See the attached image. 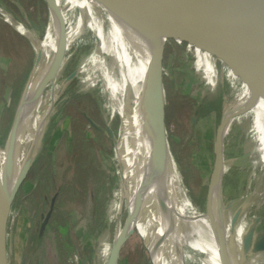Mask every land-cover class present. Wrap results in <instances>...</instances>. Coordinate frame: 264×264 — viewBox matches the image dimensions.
Segmentation results:
<instances>
[{
  "label": "bare ground",
  "instance_id": "bare-ground-1",
  "mask_svg": "<svg viewBox=\"0 0 264 264\" xmlns=\"http://www.w3.org/2000/svg\"><path fill=\"white\" fill-rule=\"evenodd\" d=\"M44 1L48 17L43 18V13L39 15V25L28 17L27 10L37 13L40 5L37 0H0V19L26 40L34 57L41 48L47 53L37 113L48 117L49 124L53 123L57 114L50 98H46L51 94L52 101L55 94L60 97L68 90L93 104L128 161L123 175L133 183L138 226L133 225L138 234L142 233L149 241L160 264H208L213 238L205 212L206 195L200 208L194 211L178 155H174L175 163L166 158V153H171L166 141L170 129L161 123L164 95L156 80L157 69L138 54L135 44L142 38L138 28L130 26L131 21L126 18V15L135 16V8L128 11L126 0ZM18 15L28 22L23 23ZM222 18L225 32L229 34L223 41L230 46L224 74L229 87L223 97L220 148L209 183L222 198L220 218L226 247L231 252L242 235L250 229L253 234L257 210L264 199V73L258 55L241 43L238 32L246 24L245 20ZM164 23L166 20H161V24ZM63 33L65 47H61L60 42ZM154 35L159 50L169 39L155 28ZM201 57L204 61L210 55L205 52ZM33 65L24 82L23 94ZM37 118L35 116L34 120ZM17 128L14 126L6 142L0 144V203L25 157L29 131L17 137L14 147ZM244 138L248 145L244 144ZM151 146L156 147L165 160L162 171L153 164L149 154ZM41 155L42 152L37 158ZM119 176L123 208L133 209V203L127 201L120 171ZM10 213L11 210L7 221ZM126 222L127 217L118 234ZM5 236L6 230L1 264ZM123 242L121 238L109 264H118ZM110 250L111 247L105 264H108Z\"/></svg>",
  "mask_w": 264,
  "mask_h": 264
},
{
  "label": "rangeland",
  "instance_id": "rangeland-1",
  "mask_svg": "<svg viewBox=\"0 0 264 264\" xmlns=\"http://www.w3.org/2000/svg\"><path fill=\"white\" fill-rule=\"evenodd\" d=\"M37 1L40 4L37 13L27 9L28 17L34 22L39 21L42 13L43 18L48 17L46 2ZM126 1L127 10H133V0ZM149 1L156 19L165 16L170 20L169 25L162 27L169 40L158 51L165 93L163 120L170 129L166 141L171 153H166V158L175 163L174 155H178L190 205L197 211L210 181L215 160V137L223 115V97L229 87L224 77L228 46L219 43L220 25L206 17H198L187 2ZM18 17L23 23L28 22L20 15ZM130 26L134 25L131 23ZM222 30L225 31V27ZM153 38L157 49L154 34ZM217 46L216 53L212 48ZM205 52L210 57L201 61ZM32 64L34 52L30 45L0 19L1 145L6 142L15 123L23 85ZM213 94H218L220 106L206 118V112L200 114L196 108L207 107L204 100ZM51 96L46 99L50 98L57 114L53 123L49 124L48 117L34 112L38 118L34 120L33 117L26 145L31 162L7 221L3 264H34L39 250L33 247L32 235L39 231L54 196L50 215L51 218L54 214L53 222L48 227L53 251L50 254L45 252L43 258L46 260L39 264H105L109 249L127 217L120 198L119 166L112 139L93 104L69 90L60 97L55 94L52 101ZM80 136L86 142L78 140ZM246 142L244 138V144ZM97 184L100 186L98 214L93 218L89 214L90 219H87L80 210L86 213L91 209V195ZM262 233L264 199L257 210L253 243ZM138 235L134 225L127 230L119 249L118 264H150ZM258 264H264V258Z\"/></svg>",
  "mask_w": 264,
  "mask_h": 264
},
{
  "label": "water",
  "instance_id": "water-1",
  "mask_svg": "<svg viewBox=\"0 0 264 264\" xmlns=\"http://www.w3.org/2000/svg\"><path fill=\"white\" fill-rule=\"evenodd\" d=\"M114 1V0H113ZM135 9V16L126 15L127 20L136 26L140 32L142 38L141 41L135 44V48L138 54L144 58L148 59L149 62L155 65L157 69V82L160 84L161 92L163 91L162 82L160 77L161 67L159 65V50L155 47V42L153 38L154 28L163 33L162 27L169 25L170 21L165 17H160L156 19L154 16L156 12L153 9L152 4L149 0H133ZM167 2V0L165 1ZM170 2V1H169ZM179 2L185 4L186 2L194 10V13L200 17H206L210 21L216 22L220 25L218 40L222 45L224 40H227L229 34L223 31L222 17H238L245 20L246 24L239 30L238 34L241 39V43L246 45L252 52L256 53L261 62V71L264 73V0H179ZM114 9V6H111ZM164 9H169V7H163ZM165 19L166 23L161 24V20ZM172 19L176 20L175 16ZM207 20V21H209ZM160 22V23H159ZM158 27H157V26ZM36 35V34H35ZM62 38L60 40L61 47H65V33L61 34ZM164 35V34H163ZM166 36V35H165ZM37 37V36H36ZM227 43V42H226ZM227 45V44H226ZM228 46V52L230 51V46ZM213 49V48H212ZM215 50V49H214ZM219 50L218 46L215 52ZM226 53V56L228 54ZM61 54V53H59ZM47 53L45 48H41L38 55L34 57V65L30 74L29 84L26 87L25 93L22 94L20 99V105L16 115L15 123L13 125L18 127L16 134L14 136L13 145L15 147L17 142V137H23L29 131L32 124L34 112L37 111L38 96L40 92V86L45 75V66ZM226 59V57H225ZM227 63V61H226ZM164 95V93H163ZM164 99V96H163ZM162 101V100H161ZM163 110H165L163 108ZM163 118V117H162ZM161 118V123L164 124V120ZM90 124H93L88 120ZM221 123V122H220ZM148 131V126L146 122L144 124ZM95 126V124H94ZM107 126V124H106ZM12 127V128H13ZM108 128V127H107ZM150 128V127H149ZM219 127L217 128L215 137V160H217V151L219 150L220 140H219ZM12 130V129H11ZM10 130V131H11ZM108 133L112 139L114 146L115 156L118 162L119 171L121 172L124 189L126 190L127 201L133 203V209L127 208V222L122 227L119 232L118 238H115L114 243L110 250V259L115 256L117 250V245L119 240L124 238L127 230L136 224L138 226V218L135 216V191L133 188V183L128 179L124 178V173L127 171V159L125 158L121 148L118 145L115 136L109 132ZM9 137V135H8ZM33 141V140H32ZM27 142L25 144V157L22 164L18 168L16 176L11 184L10 188L4 195L2 202L0 203V264H1V254L3 248V237L6 230L7 217L12 209V203L15 195L25 179L29 165L31 162L29 153L26 149ZM149 154L151 155L153 164L159 168L161 171L165 166V160L161 153L156 147H149ZM213 169V168H212ZM212 173V172H211ZM230 186V185H229ZM232 187V185H231ZM55 196L51 199L50 207L44 217L43 222L39 227V235H41L45 229V226L50 218L52 208L54 206ZM222 208V198L219 194L214 192L211 183L207 185L206 191V215L209 221V226L212 234V248L209 256L208 264H258L264 258V233L258 236L256 241L252 244V229L247 233L242 235L240 240L237 242L234 250L229 252L226 247L225 241V229L221 222L220 210ZM139 236L142 240L143 246L147 251L150 264H160L157 258L155 250L151 247L149 241L139 232Z\"/></svg>",
  "mask_w": 264,
  "mask_h": 264
},
{
  "label": "trees",
  "instance_id": "trees-1",
  "mask_svg": "<svg viewBox=\"0 0 264 264\" xmlns=\"http://www.w3.org/2000/svg\"><path fill=\"white\" fill-rule=\"evenodd\" d=\"M219 104H220V100H219L218 94L210 95L206 100H204V105L207 107H202L200 109L199 113L203 114L206 112L205 117L207 118L208 116L211 115L210 114L211 111L215 112L216 110H218V107L220 106ZM75 137H76V131L74 130V138H73L74 144L76 142ZM78 140H81V142H86V140H84V138H82L81 136H80V138H78ZM99 196H100V186L97 184L93 188L92 195H91L92 200H93L92 206H90L91 209H88L86 213H84L83 211L80 210V213H82L84 215V217H86L87 219H90V218H88L89 214L91 215V218L95 217V215L97 216L98 208H99V204H100V202L97 201ZM54 211H56V210H54ZM53 215L50 218L49 222L46 224L45 229L41 235H39L38 232H36L32 235L33 245H34L33 247L35 249L39 250L38 257L34 259V264H39L41 261H45L46 259L43 258L45 252H48L50 254L51 250L53 251V249L51 248V247H53L52 242H51V233H50V230L48 228V227H50L51 223L53 222Z\"/></svg>",
  "mask_w": 264,
  "mask_h": 264
},
{
  "label": "flooded vegetation",
  "instance_id": "flooded-vegetation-1",
  "mask_svg": "<svg viewBox=\"0 0 264 264\" xmlns=\"http://www.w3.org/2000/svg\"><path fill=\"white\" fill-rule=\"evenodd\" d=\"M196 110L200 111V109H198V108H196ZM196 110H195V111H196Z\"/></svg>",
  "mask_w": 264,
  "mask_h": 264
}]
</instances>
